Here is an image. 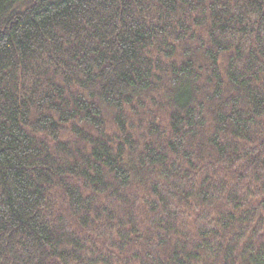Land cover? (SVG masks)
<instances>
[{
	"label": "trees",
	"instance_id": "16d2710c",
	"mask_svg": "<svg viewBox=\"0 0 264 264\" xmlns=\"http://www.w3.org/2000/svg\"><path fill=\"white\" fill-rule=\"evenodd\" d=\"M0 264H264V0H0Z\"/></svg>",
	"mask_w": 264,
	"mask_h": 264
}]
</instances>
